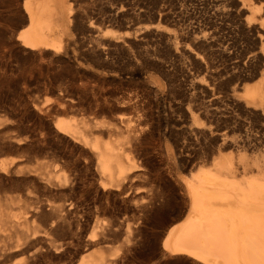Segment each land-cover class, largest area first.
Segmentation results:
<instances>
[{
  "label": "rangeland",
  "instance_id": "1",
  "mask_svg": "<svg viewBox=\"0 0 264 264\" xmlns=\"http://www.w3.org/2000/svg\"><path fill=\"white\" fill-rule=\"evenodd\" d=\"M67 1L70 8L67 11H71V20L65 19L64 23L67 34L54 42L56 52L35 57L16 40L17 32L26 23L22 0H0V160L15 158L19 164L21 172L14 175L13 186L32 193L22 209L31 213L32 204L40 200L46 211L47 201L59 199L42 187L39 176L31 175L34 168L57 178L63 173L75 175V170L65 167L67 162H80L78 165L82 166L78 147L49 132L57 116H85L91 126L98 125L96 128L104 132L101 136L104 140L109 136L106 131L114 130L108 123H113L120 114L136 117L140 111L151 113L150 122L142 119V125L147 124L149 132L141 140L146 144L141 143L143 147L134 152L150 181L129 202L115 196H110L108 201L99 199L102 201L97 203L101 206L96 203L99 207L95 204L85 213L81 238L68 247L62 261L54 259L53 263L40 264H77L81 257L97 251L110 255V264H202L189 257L162 252L160 244L169 224L177 222L186 210L182 182L198 167L208 165L215 153L244 162L261 157L264 118L240 110L231 101H223L220 105L223 113L206 120L203 133H195L177 114L192 92L191 81L199 80L201 73L191 56L179 50L178 45L175 53L168 51L164 39L167 33L181 34L184 30L182 24L170 22V17L158 15L156 6L161 1ZM187 10L199 11V8L188 6ZM222 83L220 90L230 93L233 84L225 80ZM204 94L198 95L207 103L208 97H203ZM12 139L19 140V146L11 143ZM94 165L95 161L92 170ZM152 194L158 197L153 199V204H148ZM42 218L37 221L39 227L49 229V217ZM93 232L97 244L89 246ZM61 233L58 230L52 236L61 241Z\"/></svg>",
  "mask_w": 264,
  "mask_h": 264
},
{
  "label": "bare ground",
  "instance_id": "2",
  "mask_svg": "<svg viewBox=\"0 0 264 264\" xmlns=\"http://www.w3.org/2000/svg\"><path fill=\"white\" fill-rule=\"evenodd\" d=\"M159 2L156 6L159 7L158 15L170 17V22L182 24L184 30L181 34L167 33L164 39L169 53H175L178 45L179 50L191 56L192 63L201 73L199 80L191 81L192 92L182 104L184 108L179 107L178 118L183 123L188 122L195 133L201 134L206 120L223 113L220 106L223 101H231L240 110L264 118V0ZM67 4V0H22L23 22L26 23L17 32L16 40L23 50L35 57H45L57 51L54 42L67 34L64 23L65 19L71 18ZM188 6H197L199 11H188ZM203 49L210 51L204 52ZM224 80L233 84L230 93L220 90ZM203 93V97H208L207 103L199 96ZM117 108L122 110L120 106ZM149 115L144 111L136 117L120 114L113 123L107 122L108 127L114 130H107L109 136L104 140L101 137L104 132L96 128L98 125L91 126L85 116H57L53 128L49 126V132L72 142L83 159L81 167L78 165L80 162L75 164V160V163L65 164L66 168L76 171L74 176L63 173L54 178L37 168L32 169L31 175L40 177L42 187L59 196L58 200L47 201L46 211L40 200L32 204L31 213L22 209V204L32 193L13 186L14 175L18 176L21 172L19 164L15 158L0 160V264H40L61 260L68 247L80 240L84 215L99 199L108 201L110 196H115L129 202L135 198L139 188L150 181L134 154L135 150L143 147L141 143L144 141L141 140L148 126L146 122L145 126L142 125V119L150 122ZM12 142L16 146L20 144L16 139ZM215 154L208 165L198 167L182 182L187 207L178 216L177 222L170 223L163 232L160 239L162 252L189 257L202 264H264V149L261 157L245 162ZM153 194L148 197V204H153V199L158 197ZM97 204L96 207L101 206ZM43 216L50 219L47 230L41 229L37 223ZM58 230L62 232L61 241L52 236ZM95 239L93 232L87 245L97 244ZM110 258V255L97 251L88 257H81L77 264H110Z\"/></svg>",
  "mask_w": 264,
  "mask_h": 264
}]
</instances>
